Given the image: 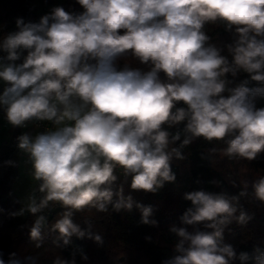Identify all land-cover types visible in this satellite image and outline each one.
I'll return each instance as SVG.
<instances>
[{"label": "clouds", "instance_id": "clouds-1", "mask_svg": "<svg viewBox=\"0 0 264 264\" xmlns=\"http://www.w3.org/2000/svg\"><path fill=\"white\" fill-rule=\"evenodd\" d=\"M77 2L84 9L79 14L55 7L38 23L17 18L18 31L0 42L6 53L0 57V80L7 85L0 106L8 122L18 127L31 120L63 124L34 137H18V148L31 161L32 177L40 182L41 195H30L18 213L37 216L30 229L36 247L47 228V217L37 214L53 202L65 209L48 229L58 233L57 247L71 244L74 236L103 244L91 231L90 220H85L87 228L73 220L74 211L87 207L107 212L111 204L120 212L135 206L141 223L156 226L149 219L151 206L125 197L122 188L113 192L117 167L132 176L131 189L155 193L165 182L175 181L171 161L184 159L180 149L197 138L225 141L222 151L229 159L253 160L264 152V108L253 103L254 97H264V0ZM218 21L238 34L235 44L227 45L231 64L203 31ZM25 50L23 62L16 64ZM128 51L141 63H151V70H117L115 60ZM240 70L260 86L248 87L249 80H244L228 88L226 74L236 76ZM161 71L168 83L160 80ZM178 102L186 107H176ZM184 121L182 141L180 132L170 134L163 127ZM177 141L179 147L170 148ZM253 188L255 197L264 201V177ZM184 198L193 207L181 221L194 230L170 228L179 238L176 255L163 264H233L237 259L245 264L247 252L237 254L223 243L227 225L251 219L238 207V197L200 190ZM201 223L212 231H201L196 227ZM256 252L255 264H264V251ZM11 256L9 264H19L15 253ZM27 259L35 264L34 258ZM0 264L5 262L0 259ZM53 264H75V259L58 256Z\"/></svg>", "mask_w": 264, "mask_h": 264}, {"label": "trees", "instance_id": "trees-1", "mask_svg": "<svg viewBox=\"0 0 264 264\" xmlns=\"http://www.w3.org/2000/svg\"><path fill=\"white\" fill-rule=\"evenodd\" d=\"M44 1L52 2V0ZM57 7L75 14L84 11L77 0H64ZM32 15V5L29 0H0V40L7 32L18 31L17 18H22L27 23ZM41 17L43 15L36 17L35 22L38 23ZM6 21L11 23L7 25ZM203 31L210 37L209 43L221 48V54L227 57L231 64L233 57L227 45H234L238 39L235 28L226 30L224 23L218 21L206 24ZM120 32L123 34L124 30ZM114 65L117 70L127 68L121 62ZM158 75L162 82H169L162 71ZM225 79L230 82L227 85L229 88L238 86L244 80H249L248 87L260 86L258 82L251 81L250 75L243 70L238 71L236 76L228 73ZM253 103L258 109L264 108V97H254ZM176 107H186V105L178 102ZM0 114L6 115L3 110H0ZM185 124L186 121L171 127L168 125L163 127L170 134L180 132L182 141ZM20 134L14 131L9 137L0 141V259L5 264H9L13 253H15L14 259L19 261V264H31V261L27 259L29 257L34 258L35 264H53L58 256L69 261L75 259V264H87L93 261L95 262L93 264H163L164 261L176 255L174 246L179 238L170 231V228L176 226L187 227L189 232L194 230L193 226L184 225L181 221L187 209L193 207L192 202L186 200L184 196L185 193L200 190L237 196L238 207L251 217L246 223L241 224L234 220L227 225L223 231L224 244L232 245L237 254L247 252L249 259L245 264H255L256 249L264 251V201L255 197L253 188V184L264 177V152L250 160L248 173L252 174L250 173L252 171L253 178L248 180L245 189V182H242L245 179L239 176L236 159H229L223 154L222 150L226 147L225 141L209 142L202 137L180 149L184 159L173 158L171 161V169L176 176L175 181L165 182L163 187L155 193L133 190L130 187L131 175L114 174L117 180L111 186L113 192L116 193L122 188L125 197L131 196L135 202L151 206L153 212L149 219L157 221L156 226L141 223V211L135 206L131 211L121 210L120 212L114 211L111 204L107 212L87 207L82 211H74L73 220L81 228H87L85 220H90L93 225L91 231L102 237L103 244H97L92 239H78L74 236L71 244L63 246L61 242V246L57 247L54 240L58 233L48 229L65 209L59 203L53 202L43 213L37 214L47 217V228L42 245L36 247L35 242L30 238V229L37 216L29 212L24 219H20L15 213L17 197L12 190V182L17 174ZM230 137H226L225 140ZM181 141L170 145V148L179 147ZM213 148L217 151L212 152ZM257 172L259 174H256ZM39 184L40 182L37 181V196L41 195L38 192ZM242 191H245L246 195L240 196ZM117 199L118 197L114 194L113 202ZM196 227L201 231H212L206 229L203 223ZM81 253L86 254L88 259H82ZM233 264H241V262L237 259Z\"/></svg>", "mask_w": 264, "mask_h": 264}, {"label": "rangeland", "instance_id": "rangeland-1", "mask_svg": "<svg viewBox=\"0 0 264 264\" xmlns=\"http://www.w3.org/2000/svg\"><path fill=\"white\" fill-rule=\"evenodd\" d=\"M64 0H52V2H46L44 0H29L30 4L32 5V16L28 19V22H35L36 17H40V16H44L47 14H50L52 9L57 7L58 5H60ZM11 23V21H6L5 24H9ZM6 25V26H7ZM3 27V26H2ZM3 29V28H2ZM5 63L7 61H4ZM121 62L123 65H125L127 68L129 69H136L141 71L142 73H146L148 71L151 70L152 65L151 63L148 64H144L141 63L139 61L138 58H136L135 56H133L132 53H130L129 51L122 54L121 56H119L116 60H115V64ZM16 64H19L20 62H15ZM6 84H1L0 86H4ZM228 87V86H227ZM229 88V87H228ZM223 96L227 97L229 95V93L227 91H225L224 93H222ZM5 114H1L0 117L2 118L1 120H3ZM6 116V115H5ZM5 122L7 123H3L2 125L9 126V122L4 119ZM65 123H71V122H65ZM11 125V124H10ZM49 125L51 126V128L53 130H55L56 127H62L63 124L61 125H54L52 122L49 121ZM16 127V126H15ZM17 130H21L20 127L17 126ZM33 130L31 129L28 133L30 136H33ZM22 131V130H21ZM38 134V131L35 130L34 131V136H36ZM33 136V137H34ZM231 139V137H230ZM236 164H238V172H239V176L245 179L242 180V182L247 183L248 180H252L253 178V172L250 171L249 174L248 171L249 169V164H250V160L248 159H236ZM256 174H259V172H257ZM249 176V178H248ZM36 183L37 181L32 177V167H31V161L29 159L28 154H26L24 151H22L21 149L18 150V159H17V174L16 177L14 178L13 182H12V190L14 191L16 197H17V205H16V216L20 219H24L26 217V215L29 213L27 211H25L22 215L18 214L20 212V209L27 203L28 197L32 194L36 195ZM93 263H95L93 261ZM93 263H87V264H93Z\"/></svg>", "mask_w": 264, "mask_h": 264}, {"label": "built area", "instance_id": "built-area-1", "mask_svg": "<svg viewBox=\"0 0 264 264\" xmlns=\"http://www.w3.org/2000/svg\"><path fill=\"white\" fill-rule=\"evenodd\" d=\"M17 30H13V31H9L7 32L2 40H0V42L3 41L4 37L9 34V33H13V32H16ZM6 53H4L2 50H0V57H3L5 56ZM27 55V51L25 50L22 55H21V59L16 61V62H20L22 63L23 62V59L24 57ZM7 85H4V86H0V94L3 93V90L4 88L6 87ZM0 110H3L5 112V108L4 106H0ZM6 113V112H5ZM33 128H39L41 130V133H45V132H48V131H52L53 129L51 128V126L49 125V121H38V120H31V121H27L25 122V125L20 127V129L22 130L21 135L23 134H28L29 135V131ZM114 174H124L123 172V169L120 168V167H117L115 170H114Z\"/></svg>", "mask_w": 264, "mask_h": 264}, {"label": "crops", "instance_id": "crops-1", "mask_svg": "<svg viewBox=\"0 0 264 264\" xmlns=\"http://www.w3.org/2000/svg\"><path fill=\"white\" fill-rule=\"evenodd\" d=\"M1 84H6L3 80H0V85ZM1 115V114H0ZM4 119L7 120L6 116L4 115ZM2 118L0 117V141L3 139V138H7L9 137L14 131L18 132L19 134L22 132L21 130H17V126H13V125H10L9 126H6L5 125H2L3 123H7L3 120H1ZM8 121V120H7ZM33 136H34V131L37 130L38 131V134L41 133V130L39 128H33ZM36 133V132H35ZM37 134V133H36ZM32 136V137H33Z\"/></svg>", "mask_w": 264, "mask_h": 264}]
</instances>
